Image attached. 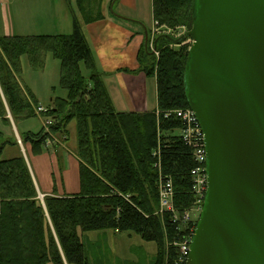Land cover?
<instances>
[{"label": "trees", "instance_id": "16d2710c", "mask_svg": "<svg viewBox=\"0 0 264 264\" xmlns=\"http://www.w3.org/2000/svg\"><path fill=\"white\" fill-rule=\"evenodd\" d=\"M102 1L76 0L80 18L73 14L71 34L0 37V87L15 123L36 115L37 100L19 78L21 56L28 57L35 71L44 68L48 55L59 60L66 96L51 99L47 114L54 124L49 129L67 141V126L75 122L80 168L79 192L47 195L42 203L26 160L4 159L7 142L0 141V264H92L83 233L106 230L154 242L153 264H180L178 243L190 225L172 222L168 212L160 214L158 186L171 184L179 214L195 202L190 172L196 163L188 141L180 137L182 123L176 115L189 108L183 83L188 46L180 45L183 38L175 44L179 38L156 35V56L148 30L137 56L140 65L131 73L155 78L156 108L117 112L81 29L82 23L104 17ZM151 3L159 25L191 28L193 0ZM21 139L36 153L44 149L43 127L22 133ZM192 221L195 226L196 219Z\"/></svg>", "mask_w": 264, "mask_h": 264}, {"label": "water", "instance_id": "95a60500", "mask_svg": "<svg viewBox=\"0 0 264 264\" xmlns=\"http://www.w3.org/2000/svg\"><path fill=\"white\" fill-rule=\"evenodd\" d=\"M191 13L183 83L207 190L185 264H264V0H193Z\"/></svg>", "mask_w": 264, "mask_h": 264}, {"label": "crops", "instance_id": "0c3cea01", "mask_svg": "<svg viewBox=\"0 0 264 264\" xmlns=\"http://www.w3.org/2000/svg\"><path fill=\"white\" fill-rule=\"evenodd\" d=\"M137 2L103 0L104 17L81 25L112 106L122 113L156 108L155 78L142 71L131 73L140 65L137 56L148 34L135 14ZM73 14L80 18L67 0H0V37L71 34ZM25 121L14 122L0 87V141L7 142L2 157L20 156L26 160L38 195L67 196L79 192V159L71 122L67 126V141L58 135L60 140L53 147L36 153L29 142L22 141L21 134L38 132L41 127L33 129Z\"/></svg>", "mask_w": 264, "mask_h": 264}, {"label": "rangeland", "instance_id": "374dc122", "mask_svg": "<svg viewBox=\"0 0 264 264\" xmlns=\"http://www.w3.org/2000/svg\"><path fill=\"white\" fill-rule=\"evenodd\" d=\"M151 2L152 0H138L137 11L135 13L142 20V26L147 27L148 30L152 28V23L155 22L153 20ZM70 3L75 12L78 13L75 0H70ZM167 27L172 29L174 38H179V36L181 37L189 31L182 25L175 28H171L168 25ZM167 27L163 26V28ZM182 32L183 34H181ZM178 34L179 36H177ZM183 39L185 40L181 41L180 45L189 47L191 39ZM172 45L176 46L173 43ZM44 65L41 71H35L30 66L28 57L26 55L21 56V72L19 78L21 83L32 92L35 100H37L35 106L49 108L52 104L50 99L56 97L64 98L66 96V90L60 87L59 74L61 65L59 60L48 55ZM82 73L88 76L86 69L83 67ZM42 121L43 118L41 119L39 115H35L26 119L25 122L30 124L33 129H38L43 126ZM70 122L75 129V122L73 120ZM40 196L43 198L41 199ZM39 199L43 203L44 196L39 195ZM83 238L92 264H153L157 252L154 242L145 241L142 237L132 232L117 233L112 230L90 231L83 233Z\"/></svg>", "mask_w": 264, "mask_h": 264}, {"label": "built area", "instance_id": "2783aa9c", "mask_svg": "<svg viewBox=\"0 0 264 264\" xmlns=\"http://www.w3.org/2000/svg\"><path fill=\"white\" fill-rule=\"evenodd\" d=\"M163 26L165 25H159L156 21L152 23L149 46L156 56L158 55V51L154 49L153 46L154 36L158 34L164 36L170 35L171 37H174L172 34V29L168 28L167 26V28H163ZM179 34L177 36H179ZM181 34H183V32ZM47 111L48 108H42L41 106L34 107V112H36V114L39 115L41 119L43 118L42 127L43 135H45L44 147L50 148L53 147L52 145H54L55 142L59 141L60 139L58 138V135L53 134L49 129V127H51L54 123L53 119L47 114ZM176 115L177 117L181 118L182 123V127L180 128V137L182 140L188 141L189 145L192 148L194 163H196V167L190 172L193 180V193L196 199L194 204L189 209H186L185 212L179 214L177 210H175L173 204V187L169 183L159 184V211L160 214H163V212H168L171 215V221L174 223L180 220V222H182L183 224L190 225L188 234L182 241L178 243V260L180 264H184L187 260V255L190 247L189 244L194 234L193 231L195 226L191 225V222H193L192 220L198 218V215L202 210V203L204 201V195L207 190V174L205 172L206 151L202 129L200 128L197 118L194 116L191 109L186 108L182 111H177ZM42 198L43 197H41V199Z\"/></svg>", "mask_w": 264, "mask_h": 264}, {"label": "bare ground", "instance_id": "6f19581e", "mask_svg": "<svg viewBox=\"0 0 264 264\" xmlns=\"http://www.w3.org/2000/svg\"><path fill=\"white\" fill-rule=\"evenodd\" d=\"M180 110V109H179Z\"/></svg>", "mask_w": 264, "mask_h": 264}]
</instances>
